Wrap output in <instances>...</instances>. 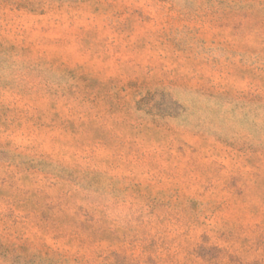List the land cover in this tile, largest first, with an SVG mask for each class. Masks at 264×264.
<instances>
[{"label":"rangeland","instance_id":"rangeland-1","mask_svg":"<svg viewBox=\"0 0 264 264\" xmlns=\"http://www.w3.org/2000/svg\"><path fill=\"white\" fill-rule=\"evenodd\" d=\"M0 264H264V0H0Z\"/></svg>","mask_w":264,"mask_h":264}]
</instances>
